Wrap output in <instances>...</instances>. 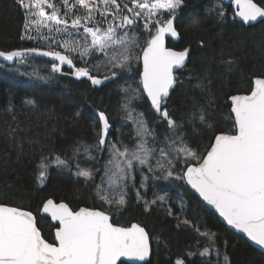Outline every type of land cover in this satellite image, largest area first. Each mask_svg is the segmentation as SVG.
<instances>
[{"label": "trees", "instance_id": "obj_1", "mask_svg": "<svg viewBox=\"0 0 264 264\" xmlns=\"http://www.w3.org/2000/svg\"><path fill=\"white\" fill-rule=\"evenodd\" d=\"M254 1L264 8V0ZM176 13L178 36L167 38L166 44L188 50L189 59L176 72L160 108L149 103L140 82V54L151 39L140 27L131 44L107 55V63L94 50L87 58L65 52L94 82L75 79L69 66L56 68L55 60L39 54L21 53V64L0 63V203L32 212L49 242L54 241L55 226L40 214L47 199L66 202L72 209L99 208L118 225L136 221L151 240L150 258L142 264H264V254L227 229L181 177L164 186L155 181L156 189L168 191L167 200L145 204L131 186L122 204L106 208L97 197L95 179H84L76 170L75 161L96 173L101 167L106 155L105 150L97 153L105 131L102 117L111 125L110 139L120 127L118 133L130 145L129 123L118 118L123 86L137 88L130 106L156 137L174 130L185 151L195 154L197 159L185 161V166L203 157L217 133L234 132L228 97L249 92L252 79L264 77V21L245 26L219 0H181ZM25 23L18 0H0V50L60 49L58 44L25 40ZM93 145L95 157L87 160L80 150Z\"/></svg>", "mask_w": 264, "mask_h": 264}, {"label": "water", "instance_id": "obj_2", "mask_svg": "<svg viewBox=\"0 0 264 264\" xmlns=\"http://www.w3.org/2000/svg\"><path fill=\"white\" fill-rule=\"evenodd\" d=\"M232 8L234 20L245 26L264 21V8L254 0H219ZM172 14L157 28L140 54V82L152 106H161L188 62V50L166 44L178 36ZM21 53L39 54L72 69V75L96 81L78 71L63 52L39 49L0 50V63L14 65ZM234 132H219L196 163L183 170L185 186L230 231L264 254V77H254L247 93L228 97ZM55 226L54 241L42 236L35 215L0 203V264H142L151 255V240L138 222L114 224L99 208L72 209L47 199L40 210Z\"/></svg>", "mask_w": 264, "mask_h": 264}, {"label": "rangeland", "instance_id": "obj_3", "mask_svg": "<svg viewBox=\"0 0 264 264\" xmlns=\"http://www.w3.org/2000/svg\"><path fill=\"white\" fill-rule=\"evenodd\" d=\"M18 1L26 16L23 35L25 40L37 45L49 42L58 44L61 52L72 50L85 58L94 50L106 57V63L107 55H112L114 48L132 43L131 36L137 27L141 28L143 35L149 32L153 37L157 28L164 25L170 15L178 12L181 5V0ZM128 48L129 46L124 47L120 51L124 52ZM21 60L18 58L16 63H23ZM57 64L56 68H59L60 65ZM24 69L25 67L21 71ZM78 71L85 70L78 68ZM121 90L124 93L120 97L118 118L124 124L129 123L130 145L118 133L120 127H115L112 134L114 140H111V125L102 117L105 131H101V148L100 145L97 147V153L105 150L106 155L101 167L96 173L97 170L92 172L75 161L76 170L84 179H95L97 197L106 208L122 204L127 189L131 186L135 187L137 199L145 204L167 200L168 191L165 188L156 189L155 181L164 186L180 177L183 179L185 161L197 158L191 150L185 151L176 131H169L166 136L159 138L147 127L140 113L130 106V101L135 96L134 90H137L134 85L123 86ZM124 118L126 120L123 122ZM80 151L84 154L83 157L92 160L96 147L93 145ZM99 158L102 156L99 155ZM181 165L183 166L178 173L179 169H176Z\"/></svg>", "mask_w": 264, "mask_h": 264}, {"label": "bare ground", "instance_id": "obj_4", "mask_svg": "<svg viewBox=\"0 0 264 264\" xmlns=\"http://www.w3.org/2000/svg\"><path fill=\"white\" fill-rule=\"evenodd\" d=\"M156 32V31H155ZM147 45V44H146ZM145 47V46H144ZM186 50V49H185ZM181 51H183V50H181ZM140 63V62H139Z\"/></svg>", "mask_w": 264, "mask_h": 264}, {"label": "flooded vegetation", "instance_id": "obj_5", "mask_svg": "<svg viewBox=\"0 0 264 264\" xmlns=\"http://www.w3.org/2000/svg\"><path fill=\"white\" fill-rule=\"evenodd\" d=\"M157 107H159V108H160L161 106H157Z\"/></svg>", "mask_w": 264, "mask_h": 264}]
</instances>
